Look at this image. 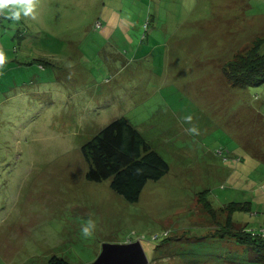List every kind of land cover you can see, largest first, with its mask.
Instances as JSON below:
<instances>
[{
  "label": "rangeland",
  "instance_id": "rangeland-1",
  "mask_svg": "<svg viewBox=\"0 0 264 264\" xmlns=\"http://www.w3.org/2000/svg\"><path fill=\"white\" fill-rule=\"evenodd\" d=\"M118 1L103 5L128 24L114 37L101 32L100 8L80 10L71 0H40L51 17L31 19V32L0 15V48L27 54L13 53L23 73L6 70L0 84L7 95L15 81L25 83L29 94L22 102L19 91L0 121V264H48L52 257L91 264L104 244L136 241L147 264H177L190 251L201 258L198 240L179 242L209 228L217 237L226 223L220 210L231 202L238 203L234 222L264 225V85L235 86L223 73L237 54L264 44V0ZM19 32L26 40L20 48ZM44 36L57 42H38ZM43 58L51 65L42 71ZM189 114L199 136L186 132ZM117 118L169 167L147 181L135 203L110 189L112 178L85 177L81 147ZM89 218L97 229L84 238ZM216 242L206 247L225 258L218 264H254L246 247Z\"/></svg>",
  "mask_w": 264,
  "mask_h": 264
},
{
  "label": "trees",
  "instance_id": "trees-1",
  "mask_svg": "<svg viewBox=\"0 0 264 264\" xmlns=\"http://www.w3.org/2000/svg\"><path fill=\"white\" fill-rule=\"evenodd\" d=\"M14 23L17 24V28L23 25L15 21ZM96 23L94 25L95 30L98 29ZM26 30L27 28L23 31ZM23 35L25 34L21 35L19 32L17 36L22 40ZM16 41L18 44L21 42ZM39 41L46 45L57 42L45 36ZM262 47H264V44L258 43L253 48L237 54L235 59L223 68L226 79L233 85L241 87L264 85V48ZM18 48H20V44ZM19 50H13L12 54H17L20 52ZM12 62L18 65L23 64L17 60H12L6 65H10ZM28 63L26 62L25 65ZM50 65L47 64L44 58L42 62L37 63L38 68L42 71L45 66ZM81 152L89 163V169L85 175L86 179L92 182H102L112 178L109 185L110 189L128 203L138 201L141 190L147 181H157L169 170L165 160L151 149L138 131L124 118H117L109 122L107 126L81 147ZM199 199L202 200V204L215 218V209L211 208V204L206 199L200 197ZM231 203L220 210L226 215V223L218 230L216 229L217 237L224 238L228 236L233 238L237 244L247 248L246 259L248 263L264 264V238L261 237V235H264V225L260 224L258 228L249 229L234 222L232 211L235 207H238V203ZM48 264L67 263L62 259L52 257L49 259ZM228 264L233 263L229 261Z\"/></svg>",
  "mask_w": 264,
  "mask_h": 264
},
{
  "label": "crops",
  "instance_id": "crops-1",
  "mask_svg": "<svg viewBox=\"0 0 264 264\" xmlns=\"http://www.w3.org/2000/svg\"><path fill=\"white\" fill-rule=\"evenodd\" d=\"M71 2L75 3L76 6H79L80 10H82V7H88V8H92L96 12L100 8V10L98 11L97 15H99V21H100V23L102 25L101 32H102L103 35L106 36L108 31H110V35L107 36V37H114L116 31L119 29L120 26H123L124 28H125V26L126 27L128 26L127 22L126 23H122L121 20L115 19L116 15H118L117 10H114V9L113 10H104L103 5H108L107 3H110V2H114L115 3V0H71ZM116 5H122V7H123L124 0H119ZM134 5H145V3H142L141 0H134ZM45 6H48V5H45L44 2H40V5H38V8H37L38 18L43 23H45V20L47 22V20L51 17L50 13H46ZM88 8H87V11H88ZM29 21L32 23L31 18H22L20 20V22L18 21V23H20V25L23 24L22 26L24 27V29L27 28V30H26L27 32L28 31L31 32L30 27L28 26L29 25ZM14 24H15L14 26L16 27L17 24L16 23H14ZM134 24L136 26H139V24H141V22L139 23L138 19H136ZM36 27L37 26H32V29L36 30L37 29ZM113 28H114V30H111ZM109 39H111V38H109ZM20 41L26 42V40L23 39V38ZM19 44H20V47H21V42ZM4 52H5L6 56H7L8 63H10V61H12V59L10 57L13 54L9 50H4ZM20 52L22 54H24V55H27L26 52H24L23 50H21ZM52 56L53 55H51L50 57H52ZM13 65H15V66H13ZM13 68H18L19 69V70H13V71H15V72L19 71L18 73H23V72H21L22 71L21 70V66L15 64V62H12L10 65H6L5 71L6 70H12ZM28 70H30V68H28ZM5 71H4L3 76L7 75V73H5ZM24 84L25 83H22L21 85H18V81H15L14 85L11 86L14 89L10 88L12 92L10 94H7V95L5 93L8 91V89H4L3 86L0 84V121H2L4 119L3 112L5 110H9V109H13L14 110V107L11 106V104L20 95L19 91H22L21 93L24 95V97L22 99V102H24L26 99L29 98L28 92H26V93L24 92L23 93V90H21V89H24V87H25ZM8 95H10V96H8ZM8 100H11V101L9 103H7ZM25 115H27V114H25ZM1 116H3V117H1ZM9 116H10V114L6 113L5 117H9ZM15 118H17L16 114H15ZM10 119L11 118L9 117V120ZM1 134H3V133H2V130L0 129V135ZM209 230H210V228H209ZM209 230H205L207 232V234L192 235V236H195V237L197 236L198 239L196 237V239L194 240V238H192V237L185 236L186 241L184 240L183 242H179V244H195L196 241L198 240L197 241V243H198L197 245L204 246V248H203V253L204 254H203V256L201 258H200V256L202 254L199 253L198 251H190L187 257L181 256L182 254L179 255V256L176 255L177 256L176 258L178 260L177 264H179L180 258L183 259L185 264H202L204 261L201 262L199 260L205 259V261H206L207 258H209V260H211L214 264H218L219 262L225 260V258H221L216 253H210L208 248L206 247L207 246L206 244L208 242L213 241V240H219V242H216V244H215L216 246H219L221 244V242L225 241L226 239L231 240L232 244H234V243L236 244L235 240L233 238L228 237V236H225L224 238L215 237L214 231L212 232V231H209ZM184 235H188V233L185 232ZM200 238H204V239L199 242ZM189 241H191V242L189 243ZM243 247H245V246H243ZM172 256H173V258H175V254H173Z\"/></svg>",
  "mask_w": 264,
  "mask_h": 264
},
{
  "label": "clouds",
  "instance_id": "clouds-1",
  "mask_svg": "<svg viewBox=\"0 0 264 264\" xmlns=\"http://www.w3.org/2000/svg\"><path fill=\"white\" fill-rule=\"evenodd\" d=\"M40 0H0V15L5 16L6 19L18 22L22 18L38 19L37 8ZM8 63L7 56L0 48V76L4 74L6 64ZM194 117L192 115H185L183 122L191 127L186 129L187 134L192 136H199L200 129L193 124ZM97 229V222L89 218L81 226V234L84 238H91Z\"/></svg>",
  "mask_w": 264,
  "mask_h": 264
},
{
  "label": "water",
  "instance_id": "water-1",
  "mask_svg": "<svg viewBox=\"0 0 264 264\" xmlns=\"http://www.w3.org/2000/svg\"><path fill=\"white\" fill-rule=\"evenodd\" d=\"M138 241L120 245L104 244L97 259L91 264H147Z\"/></svg>",
  "mask_w": 264,
  "mask_h": 264
},
{
  "label": "built area",
  "instance_id": "built-area-1",
  "mask_svg": "<svg viewBox=\"0 0 264 264\" xmlns=\"http://www.w3.org/2000/svg\"><path fill=\"white\" fill-rule=\"evenodd\" d=\"M261 233H262V231H261ZM261 237L264 238V235H261Z\"/></svg>",
  "mask_w": 264,
  "mask_h": 264
}]
</instances>
